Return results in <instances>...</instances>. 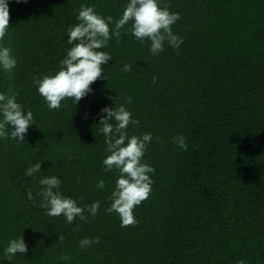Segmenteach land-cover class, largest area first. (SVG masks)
<instances>
[{
  "label": "trees",
  "instance_id": "1",
  "mask_svg": "<svg viewBox=\"0 0 264 264\" xmlns=\"http://www.w3.org/2000/svg\"><path fill=\"white\" fill-rule=\"evenodd\" d=\"M7 3L3 43L17 63L0 72V91H14L33 124L24 141L0 139V264H264V0H162L180 13L172 25L179 49L165 45L153 56L122 28L102 49L111 55L105 79L75 105L66 98L52 110L32 78L58 69L79 7L114 21L126 0ZM118 104L139 121L129 135L158 138L142 157L154 169L151 195L133 208L136 225L123 228L105 211L117 173L104 170L98 132L100 109ZM176 136L185 149L171 142ZM35 163L40 172L25 176ZM53 175L78 206L99 201L96 215L72 223L46 215L37 181ZM20 235L28 250L4 259ZM84 237L99 242L80 248Z\"/></svg>",
  "mask_w": 264,
  "mask_h": 264
},
{
  "label": "clouds",
  "instance_id": "2",
  "mask_svg": "<svg viewBox=\"0 0 264 264\" xmlns=\"http://www.w3.org/2000/svg\"><path fill=\"white\" fill-rule=\"evenodd\" d=\"M16 2L21 3L23 0ZM179 18L180 13L170 11L162 0H126L119 18L114 21L111 16L99 15L92 5L82 4L75 15L77 22L65 29L66 47L58 62V69L39 77L33 76L32 83L37 94L49 110L59 109L61 101L66 98L71 99L73 105L78 103L91 91L90 85L94 81L105 79L101 65L107 64L111 55L102 49L106 48L112 37L119 38L122 28L125 34H131L142 45L147 42L148 52L153 56L163 52L165 45L173 51L178 50L183 38L173 33L172 25ZM8 23L7 0H0V72L5 74L10 73L17 63L11 48L3 43L9 30ZM109 25L112 26L111 34ZM121 70L128 71L129 65H122ZM130 102L128 97L124 98V104ZM124 104L115 107L105 105L100 109L104 115L98 121V132L104 137V151L107 153L101 163L105 171L117 173L108 197L110 203L105 211L115 213L122 228L136 225L132 210L151 195L153 181L150 176L154 174V169L142 157L149 142H158V138H154L150 132L140 135L127 133L129 124L137 125L139 121L132 117ZM30 124H33V114L31 110L22 108L16 93L11 90L0 91V139L24 141V134ZM171 142L181 150L187 147L183 136L173 137ZM40 170L41 164L35 163L25 169V176H33ZM37 183L40 186L36 193L41 198L40 207L45 209L48 216L62 215L67 223H72L74 219L85 221L87 217L95 216L100 207L99 201L78 206L76 200L59 191L61 181L54 175L41 177ZM104 186V180L97 181V188L103 189ZM25 195L28 200H32L31 189H27ZM98 242L99 237H84L79 241V247L85 248ZM27 250L20 235L18 239L8 241L3 248V257L11 261L17 253L23 255Z\"/></svg>",
  "mask_w": 264,
  "mask_h": 264
}]
</instances>
